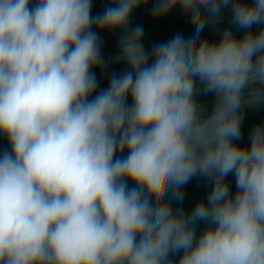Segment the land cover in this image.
Wrapping results in <instances>:
<instances>
[{
    "label": "clouds",
    "instance_id": "clouds-1",
    "mask_svg": "<svg viewBox=\"0 0 264 264\" xmlns=\"http://www.w3.org/2000/svg\"><path fill=\"white\" fill-rule=\"evenodd\" d=\"M146 4L0 0V264H264V123L239 143L264 105V0H156L194 31L150 50ZM229 8L244 35L201 39ZM103 31L121 33L109 61ZM110 62L127 67L97 91ZM197 176L211 190L185 211Z\"/></svg>",
    "mask_w": 264,
    "mask_h": 264
},
{
    "label": "water",
    "instance_id": "water-1",
    "mask_svg": "<svg viewBox=\"0 0 264 264\" xmlns=\"http://www.w3.org/2000/svg\"><path fill=\"white\" fill-rule=\"evenodd\" d=\"M93 8L92 14L96 15L97 13L103 12L105 7L108 6V0H92ZM156 3V0H147V4L139 7L135 10L131 16V26L139 24L144 28V40L143 43L146 49H151L154 43L164 42L172 38L177 33H182L185 37L191 36L194 29L191 26L189 16L182 13L179 7L172 10L168 15L160 18H153L151 14V8ZM230 28L238 36L242 37L244 35V30H237L235 26L231 23V10L224 9L222 11V18L217 24H209L203 33H201V39L208 38L211 41H218L221 37V33L224 29ZM253 32L259 31V26H253ZM120 31L109 32L103 31L99 35L103 41L102 55L106 61H109L111 57H114L119 54L118 48V38L120 36ZM127 66L123 62L119 63H108V66L105 70L99 68L94 69L96 72L97 80L99 82V87L97 91L106 89L109 85V79L112 73L120 74L125 70ZM197 100L205 104L209 110L211 109L214 97L211 94L208 95H199ZM129 103H131V98H129ZM257 123H264V105H261L259 108L244 109V119L242 123V139L239 143L243 145L250 146L249 133L251 129ZM8 147V142L5 137L0 136V149ZM126 155V153H125ZM227 180L231 186L232 193L234 194L235 189V177L234 175H229ZM129 186H133L129 182ZM211 190V185L203 177H193L187 185L184 186V200L182 207L185 211H191L195 204L201 199L206 200L208 192ZM172 206L174 210L181 205L173 201ZM205 228L204 223H200L197 226L196 232L197 236ZM182 253L176 254L173 256V259L178 260Z\"/></svg>",
    "mask_w": 264,
    "mask_h": 264
}]
</instances>
